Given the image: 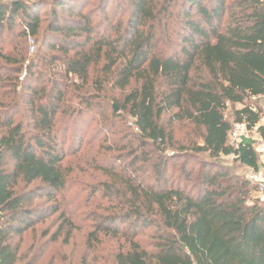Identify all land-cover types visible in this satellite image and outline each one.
<instances>
[{
  "label": "trees",
  "instance_id": "trees-1",
  "mask_svg": "<svg viewBox=\"0 0 264 264\" xmlns=\"http://www.w3.org/2000/svg\"><path fill=\"white\" fill-rule=\"evenodd\" d=\"M80 1L56 0L42 32L44 0H0V35L19 30L29 47L31 37L35 43L42 38L30 59L0 50V84L18 76L14 101L0 103V264L19 263L14 237L51 215L65 216L60 201L46 211L32 204L42 196L60 199L66 189L68 133L82 105L92 107L80 90L98 64L114 86L135 83L123 105L137 129L131 156L100 165L112 182L98 190L116 201L117 210L100 217L96 233L129 243L112 264H264V201L252 197L257 185L216 162L196 172L202 164L197 152L233 155L253 171L260 168L252 141L234 148L229 135L235 122L253 128L264 116L262 106L248 102L264 99V0H125L128 18L112 26L113 36L93 27L89 12L62 14ZM111 2L102 0L103 13ZM46 46L64 54L48 57L50 72L80 82L42 75ZM229 104L242 105L233 121L225 117ZM174 108L175 119L203 128L204 142L191 153L166 157L170 134L161 118ZM170 162L181 165L170 170ZM37 180L38 188L16 190ZM147 231L144 243L138 237Z\"/></svg>",
  "mask_w": 264,
  "mask_h": 264
},
{
  "label": "rangeland",
  "instance_id": "rangeland-1",
  "mask_svg": "<svg viewBox=\"0 0 264 264\" xmlns=\"http://www.w3.org/2000/svg\"><path fill=\"white\" fill-rule=\"evenodd\" d=\"M44 1L47 5L42 8L41 12L44 20L42 32L52 22L53 10L57 8L56 0ZM70 7L74 10L65 9L62 13L64 16L89 12L92 15L93 27L100 30L101 34L112 36L114 35L112 26L125 21L129 13L125 0H112L108 14L103 13L102 0H81L80 3L70 4ZM48 37L53 41L56 36L49 34ZM41 45V35L37 37L35 52H32L28 45V37L19 30L0 35V50L17 59L22 56L20 52L30 59ZM43 51L46 57L43 59V64L40 63L41 68L43 67L42 75L52 74L61 83L62 80L64 83H70L73 79L78 81L74 76L65 78L59 74L54 75L50 72L51 68L45 65L51 63L50 58L48 59L50 55L63 58L64 54L61 50L46 46ZM27 65L28 61L19 67H23L24 70ZM53 65L56 71L60 70L59 64L54 63ZM102 65L98 64L91 69L88 81L80 90L83 103L90 102L92 107L82 105L84 113L80 117L74 115L72 118L74 124L71 123L68 133L70 140L65 145L66 153L63 162L68 174L66 189L59 194L60 199L42 196L36 198L32 204L46 211L60 201L61 212L65 216H60V212L51 215L36 225L33 230L26 232L22 238L14 237V245L19 246L18 264L30 260L34 264H112L115 254L129 247V243L124 238L112 237L102 232L96 233V223L100 217L117 210L116 201L111 202L101 190H98L105 183L112 182L100 169V165H107L115 160L117 155L129 159L131 155L128 154V150L134 146L133 133L137 131L132 125V118L123 106L125 96L135 86V83L126 89L114 86L111 79L102 72ZM5 66L11 71L14 69L12 65L5 64ZM11 71L9 73H12ZM20 75L24 76V72ZM17 77V74H13V83L0 84V103L8 105L14 101L13 97L17 91L14 81H17ZM248 102L259 104L264 108V99L252 98ZM241 107V104H229L225 117L233 121L234 112ZM177 111L178 109L174 108L171 112L163 114L161 118V124L170 134L168 145L163 151L166 157L177 155L180 152L191 153L194 147H199L204 142L203 128L196 127L186 118L175 119L172 115ZM118 125L122 129L121 133L118 131ZM148 150V148L146 150L142 148L141 153H148ZM197 157L200 158L202 164L196 166V172L200 171L201 174L203 168H207L210 162H216L220 168L229 169L234 176L243 179L251 180V175L255 173L253 169L238 162L233 155L214 158L207 153L197 152ZM259 160L260 168H262V159L259 158ZM180 163L170 162V170L175 164L179 168ZM40 184L39 180L29 185L20 183L16 190H32L38 188ZM39 192L42 194L44 190L41 189ZM252 197L258 198L259 195L254 191ZM91 233H96L97 237ZM148 235L149 231L143 232L138 238L147 243L149 242Z\"/></svg>",
  "mask_w": 264,
  "mask_h": 264
},
{
  "label": "built area",
  "instance_id": "built-area-1",
  "mask_svg": "<svg viewBox=\"0 0 264 264\" xmlns=\"http://www.w3.org/2000/svg\"><path fill=\"white\" fill-rule=\"evenodd\" d=\"M35 39L30 38V49L32 52L35 51ZM246 140H250L253 143V147L258 154L259 158L262 159V168L258 171H254L250 177L257 185L256 192L259 198L264 201V116L261 117L259 123L250 128L248 123L245 121L235 122L229 135L230 146L237 148L241 143Z\"/></svg>",
  "mask_w": 264,
  "mask_h": 264
},
{
  "label": "water",
  "instance_id": "water-1",
  "mask_svg": "<svg viewBox=\"0 0 264 264\" xmlns=\"http://www.w3.org/2000/svg\"><path fill=\"white\" fill-rule=\"evenodd\" d=\"M116 108V111H117V107H115Z\"/></svg>",
  "mask_w": 264,
  "mask_h": 264
},
{
  "label": "crops",
  "instance_id": "crops-1",
  "mask_svg": "<svg viewBox=\"0 0 264 264\" xmlns=\"http://www.w3.org/2000/svg\"><path fill=\"white\" fill-rule=\"evenodd\" d=\"M263 167H264V165H263Z\"/></svg>",
  "mask_w": 264,
  "mask_h": 264
}]
</instances>
